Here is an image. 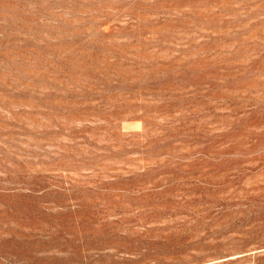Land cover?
Masks as SVG:
<instances>
[{"label": "rangeland", "instance_id": "rangeland-1", "mask_svg": "<svg viewBox=\"0 0 264 264\" xmlns=\"http://www.w3.org/2000/svg\"><path fill=\"white\" fill-rule=\"evenodd\" d=\"M0 264H264V0H0Z\"/></svg>", "mask_w": 264, "mask_h": 264}]
</instances>
